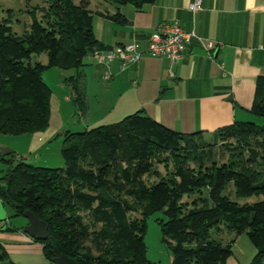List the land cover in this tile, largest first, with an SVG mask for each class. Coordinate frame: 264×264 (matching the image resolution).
Masks as SVG:
<instances>
[{
	"label": "trees",
	"instance_id": "1",
	"mask_svg": "<svg viewBox=\"0 0 264 264\" xmlns=\"http://www.w3.org/2000/svg\"><path fill=\"white\" fill-rule=\"evenodd\" d=\"M100 1L139 8L154 0ZM25 13L30 24L20 36L0 18V135L47 127L50 91L41 73L48 69L73 72L63 82L85 112L81 68L91 51L106 48L94 39L89 0H46L44 8ZM107 18L124 20L118 12ZM39 54L44 65L30 62ZM248 113L264 118V77L255 79ZM12 155L0 158V201L7 220L28 211L46 225V239L31 241L47 264L58 256L76 264H152L144 257V219L155 213L163 216L155 222L169 264H224L232 240L212 238L223 230L244 234L254 250L248 264H264V126L233 122L211 133L182 134L138 111L65 133L62 168L13 165ZM202 190L207 199L200 205L181 201ZM20 228L6 223L0 232ZM0 264H13L1 242Z\"/></svg>",
	"mask_w": 264,
	"mask_h": 264
},
{
	"label": "crops",
	"instance_id": "2",
	"mask_svg": "<svg viewBox=\"0 0 264 264\" xmlns=\"http://www.w3.org/2000/svg\"><path fill=\"white\" fill-rule=\"evenodd\" d=\"M193 1L154 0L139 8H115L98 0L89 3L93 6L89 9L95 13L94 39L104 47L135 41L143 48L157 25L171 22H176L184 32L193 33L200 42L191 39L181 58L170 67L166 59L146 55L124 68L116 61L107 67L94 65L86 57L84 64L88 68L82 74L91 83L93 110L103 108L106 112L91 121L85 83L82 88L87 100L86 125L109 118L115 121L138 111L182 134L211 133L233 122L252 120L248 110L255 79L264 77V0H201L200 10L191 13L188 5ZM115 12L124 19L122 23L107 18ZM207 42L211 43L209 49L205 47ZM34 134L15 136L16 140L0 135V149L14 151L17 140L29 149ZM7 216L0 201V226L8 223ZM11 240L24 248L34 245L25 235L0 232L1 243ZM39 251L43 259L41 246ZM230 251L224 264H248L254 252L241 235L233 237ZM41 264L47 262L43 260Z\"/></svg>",
	"mask_w": 264,
	"mask_h": 264
},
{
	"label": "rangeland",
	"instance_id": "3",
	"mask_svg": "<svg viewBox=\"0 0 264 264\" xmlns=\"http://www.w3.org/2000/svg\"><path fill=\"white\" fill-rule=\"evenodd\" d=\"M77 1L78 0H72L74 4H76ZM98 1L104 3L100 0ZM89 3L92 4L94 2L93 0H89ZM45 4L46 0H0V18L7 19V24L10 27L12 33L16 36H20L25 30L28 29V25L30 24L29 15L25 12L34 7L44 8ZM104 5L109 4L104 3ZM89 8L92 9L93 6L89 5ZM36 15L37 17H39L40 12H38ZM30 62L45 64V55H32ZM86 68H88V65L84 64L81 70L85 71ZM72 73L73 72L71 70L63 71L58 69H48L41 73V79L50 91L49 117L47 127L42 132H37L35 134L33 133L34 140L29 149H27V146L24 143H20V140H17V142L14 143V151L13 149L6 148L13 151V157H10L12 159L13 165L17 162H22L34 167L62 168L63 163L60 157V150L64 142L65 133H79L83 130H88L99 125L111 124L112 122L115 123L121 120V117L120 119L118 118L115 121L107 118L108 120L106 121L98 124H92L91 121L95 119L96 115L101 113L103 114L101 116H104L106 112L103 108H97L96 110H93L94 104L92 99L91 83L88 77L85 80L83 77L82 86L86 83V92L91 105V109L89 108L91 121L89 122L90 124L86 125L88 122L86 98L85 112H81L74 104V94L70 90L69 86L62 81V77L70 76L72 75ZM251 119V121L247 122H252L257 126H264V118L252 116ZM6 139H15V136H10V138L8 137ZM16 157H18V159H15ZM156 169L161 175L164 173V170L161 166H157ZM228 191H231V189L229 188ZM204 199H207V195L206 191L202 190L200 193L183 196L181 201L189 204L196 200V203L200 205L202 203V200ZM247 201L252 202L254 201V198H250ZM159 218H163L161 213H155L144 219V257L148 262L152 264H169L170 254L161 242V234L159 232L157 223L155 222V219ZM7 224L10 227H23L24 224H26V219H24L23 217L11 218L8 220ZM15 233L24 235L20 232V230ZM233 237L234 236L231 233H228L225 230L217 234H212V238L222 244L228 242V240H232ZM241 237L246 236L242 234ZM33 244L36 245V247H34L33 245L24 248V246L17 241L11 240L2 242L6 254L8 253V259L12 263L15 262L16 264H41L43 263V260L45 261V259H42L41 253L39 251L40 245L37 243Z\"/></svg>",
	"mask_w": 264,
	"mask_h": 264
},
{
	"label": "built area",
	"instance_id": "4",
	"mask_svg": "<svg viewBox=\"0 0 264 264\" xmlns=\"http://www.w3.org/2000/svg\"><path fill=\"white\" fill-rule=\"evenodd\" d=\"M200 2L201 0H194L188 5V11L191 13L199 11ZM191 39L200 42V39L193 33H186L180 29L176 22L160 23L146 38L143 48H140L137 42L130 41L104 49H94L87 58L94 65L107 67L116 61L121 68H124L136 63L143 55H146L151 58H164L170 67L181 58L185 45ZM205 47L211 48V43L207 42Z\"/></svg>",
	"mask_w": 264,
	"mask_h": 264
},
{
	"label": "water",
	"instance_id": "5",
	"mask_svg": "<svg viewBox=\"0 0 264 264\" xmlns=\"http://www.w3.org/2000/svg\"><path fill=\"white\" fill-rule=\"evenodd\" d=\"M12 151L6 149H0V157H5L11 154ZM23 218L26 219V224L20 228V232L33 241H43L46 239V225L37 220L30 212L25 211ZM51 264H76L74 260L67 258L66 256H58L51 260Z\"/></svg>",
	"mask_w": 264,
	"mask_h": 264
}]
</instances>
